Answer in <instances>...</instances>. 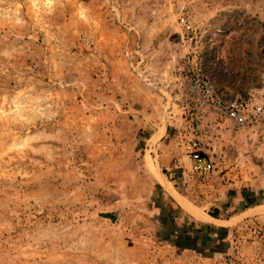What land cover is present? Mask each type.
Here are the masks:
<instances>
[{
	"label": "rangeland",
	"instance_id": "rangeland-1",
	"mask_svg": "<svg viewBox=\"0 0 264 264\" xmlns=\"http://www.w3.org/2000/svg\"><path fill=\"white\" fill-rule=\"evenodd\" d=\"M191 68L264 103V0H0V264H264V124L211 120L192 173Z\"/></svg>",
	"mask_w": 264,
	"mask_h": 264
},
{
	"label": "built area",
	"instance_id": "built-area-1",
	"mask_svg": "<svg viewBox=\"0 0 264 264\" xmlns=\"http://www.w3.org/2000/svg\"><path fill=\"white\" fill-rule=\"evenodd\" d=\"M179 23L184 34L194 33L193 25L185 16L179 18ZM178 80L182 116L186 117L183 128H179V141L192 173L209 174L215 171L216 164L208 123L212 120L220 127L226 122L236 130L263 125L264 103L225 97L198 68L188 69Z\"/></svg>",
	"mask_w": 264,
	"mask_h": 264
},
{
	"label": "crops",
	"instance_id": "crops-1",
	"mask_svg": "<svg viewBox=\"0 0 264 264\" xmlns=\"http://www.w3.org/2000/svg\"><path fill=\"white\" fill-rule=\"evenodd\" d=\"M168 180V179H167ZM175 189V188H174ZM168 193H169V195L172 197V198H174L175 196L171 193V192H169L168 191ZM178 193V192H177ZM179 194V193H178ZM180 195V194H179ZM181 196V195H180ZM176 198V197H175ZM176 200L179 202V205H181V207H183L184 208V206L180 203V201L176 198ZM251 209V208H250ZM250 209H248V210H246L245 212H243V213H247ZM185 210H187V209H185ZM188 211V210H187ZM189 212V211H188ZM194 216V215H193ZM195 217H199V218H205L206 216H195ZM208 217L210 218V220H206V221H200V220H197L196 218V220L197 221H199V222H201V223H203V224H208L209 226H206V227H212L211 225L213 224V226L214 227H216V230L218 231V233H229L230 232V226H226V223H228L229 221H227V219H223L222 217H221V214H220V217L219 218H213L212 216L210 217V215H208ZM187 225V224H186ZM186 225L184 226V228L186 229L187 227H186ZM205 226V225H204ZM189 232H197V234L199 233V234H201V232H200V230L202 231V228L201 227H199V225H197V224H195V222H194V225L193 224H190L189 225ZM187 231V230H186Z\"/></svg>",
	"mask_w": 264,
	"mask_h": 264
},
{
	"label": "bare ground",
	"instance_id": "bare-ground-1",
	"mask_svg": "<svg viewBox=\"0 0 264 264\" xmlns=\"http://www.w3.org/2000/svg\"><path fill=\"white\" fill-rule=\"evenodd\" d=\"M165 134V128L161 129L159 134L155 136V138H159L161 136H163ZM155 169V168H154ZM158 177L160 178L162 184L169 189L171 192H173L175 194V196L178 197V199L182 202L183 206L194 216H199L200 214H202V212L196 208L193 204H191L188 200H186L185 198H183L182 196L178 195L175 191H173V188L170 186L168 180L162 176L159 171H156ZM252 214H264V206H257L255 208H253L250 211Z\"/></svg>",
	"mask_w": 264,
	"mask_h": 264
},
{
	"label": "trees",
	"instance_id": "trees-1",
	"mask_svg": "<svg viewBox=\"0 0 264 264\" xmlns=\"http://www.w3.org/2000/svg\"><path fill=\"white\" fill-rule=\"evenodd\" d=\"M258 206V205H257ZM255 207V206H254ZM248 210V209H247ZM211 216L213 217V218H219L220 217V211L219 210H215L212 214H211ZM104 218H107V219H111V220H113L114 219V216L113 215H111V214H107L106 216H104Z\"/></svg>",
	"mask_w": 264,
	"mask_h": 264
}]
</instances>
